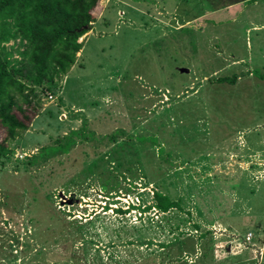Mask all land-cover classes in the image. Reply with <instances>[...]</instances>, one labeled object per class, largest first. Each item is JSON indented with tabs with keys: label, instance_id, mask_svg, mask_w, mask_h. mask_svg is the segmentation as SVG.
Returning a JSON list of instances; mask_svg holds the SVG:
<instances>
[{
	"label": "rangeland",
	"instance_id": "374dc122",
	"mask_svg": "<svg viewBox=\"0 0 264 264\" xmlns=\"http://www.w3.org/2000/svg\"><path fill=\"white\" fill-rule=\"evenodd\" d=\"M215 7L210 0H99L77 40L75 64L53 93L42 94L27 129L8 143L11 154L0 159V264H158L175 238L200 233L187 264H264V159L252 160L264 155V98L255 87L247 97L242 83L218 85L206 75L217 64L213 57L204 64L203 49L215 30L202 13ZM23 45L3 44L12 63ZM99 117L103 130L131 136L129 155L146 150L138 136L158 141L148 145L137 179L119 172L118 194L103 198L98 174L86 170L87 142L54 163L53 173L25 169L37 149ZM154 191L180 210L144 212Z\"/></svg>",
	"mask_w": 264,
	"mask_h": 264
},
{
	"label": "trees",
	"instance_id": "16d2710c",
	"mask_svg": "<svg viewBox=\"0 0 264 264\" xmlns=\"http://www.w3.org/2000/svg\"><path fill=\"white\" fill-rule=\"evenodd\" d=\"M98 2L99 0H0V131L3 132L0 159L11 154L8 143L15 140L19 132L27 129L30 116L36 112L42 94L47 96V93H53L55 80L68 73L75 64L76 54L82 48V43L77 40L93 23L92 14ZM16 40L24 42V45L22 52L18 53L20 59L12 63L11 54L6 52L3 44ZM213 79L218 85L235 83V79L228 77ZM215 83L210 82L209 86L214 87ZM101 119L99 117L94 122H84L78 129L70 130L48 145L40 147L23 162L25 169H49L47 174L53 173L54 163L63 164V157L74 152L78 142H87L92 154L84 162L86 170L94 175L98 174V187L104 193L103 198L112 193L118 194L121 190L118 189L119 172H126L132 182L136 178L135 174L141 171L139 166L141 164L142 167L148 145L154 146L158 141L152 136H138L137 140L146 145V150L142 155L138 151H132L129 155L131 136L122 129L103 130L106 126L99 123ZM187 119L192 122L196 120V116ZM208 132L209 129H206L205 135ZM157 152L155 157L160 158L163 149ZM151 156L153 159V153ZM109 164L118 171L116 174L112 175L107 169ZM121 176L124 180L127 179L125 175ZM149 176H152L151 171ZM150 178L156 180V177ZM122 190L126 192L130 189ZM152 201V206L142 209L144 212L156 209L166 213L171 209L180 210L181 207L178 201H172L169 196L157 191L153 192ZM115 212L122 215L126 211L117 209ZM178 228L176 225V229ZM199 229L198 225H194L196 233ZM178 236L183 237L184 233L180 232ZM203 237L204 233H200L198 239L175 238L167 246L166 253L159 254L164 257L158 264H172L174 261L176 264H187L186 258L195 253L194 245L199 244ZM202 249L205 259L208 249L205 246Z\"/></svg>",
	"mask_w": 264,
	"mask_h": 264
},
{
	"label": "crops",
	"instance_id": "0c3cea01",
	"mask_svg": "<svg viewBox=\"0 0 264 264\" xmlns=\"http://www.w3.org/2000/svg\"><path fill=\"white\" fill-rule=\"evenodd\" d=\"M210 1L215 3V9L204 11L202 16L205 18V22H208L207 28L214 29L215 34L208 40L210 48H203L206 50L205 56H208V58H205L204 64H207L210 57H213L217 64L215 65V69L206 75L208 77L216 76L217 78L228 77L235 79L236 83H242L247 97H250L247 92L251 91L254 87L255 89H260L256 91L258 93L262 92V95L258 99H263L264 0H229L228 5L220 4L225 0ZM188 21L187 19L184 24H188ZM252 35L254 36L253 41L251 39ZM255 71H259L262 77L259 79L255 78L253 76ZM261 109H263L264 113V106ZM256 112H258L257 114H261L260 111ZM262 118L264 119V117ZM255 124L253 122L247 128L254 127ZM241 132L237 130L236 136H232V148L237 150L239 146L238 142L243 137L240 135ZM257 155V158L252 159L253 162L264 159L263 154ZM236 158L239 160L237 153Z\"/></svg>",
	"mask_w": 264,
	"mask_h": 264
},
{
	"label": "built area",
	"instance_id": "2783aa9c",
	"mask_svg": "<svg viewBox=\"0 0 264 264\" xmlns=\"http://www.w3.org/2000/svg\"><path fill=\"white\" fill-rule=\"evenodd\" d=\"M251 238H252V235L249 233V234H247V235L245 236V241H246V242H249Z\"/></svg>",
	"mask_w": 264,
	"mask_h": 264
},
{
	"label": "bare ground",
	"instance_id": "6f19581e",
	"mask_svg": "<svg viewBox=\"0 0 264 264\" xmlns=\"http://www.w3.org/2000/svg\"><path fill=\"white\" fill-rule=\"evenodd\" d=\"M215 9V8H214ZM211 64V63H210ZM194 74V73H193ZM264 81V80H263ZM135 101V100H134ZM252 104V103H251ZM127 107V106H126ZM237 131V130H236ZM195 171V170H194ZM253 238V237H252ZM248 262V261H247Z\"/></svg>",
	"mask_w": 264,
	"mask_h": 264
}]
</instances>
